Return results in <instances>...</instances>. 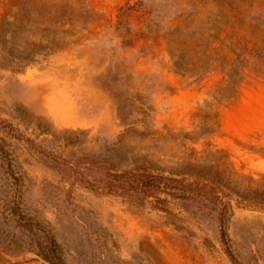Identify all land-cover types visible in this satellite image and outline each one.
<instances>
[{"label":"rangeland","instance_id":"obj_1","mask_svg":"<svg viewBox=\"0 0 264 264\" xmlns=\"http://www.w3.org/2000/svg\"><path fill=\"white\" fill-rule=\"evenodd\" d=\"M38 1L75 25L63 49L32 63L19 56L41 40L37 26L10 25L0 43V264H51L41 254L51 240L65 264H264V203L249 189L250 178L264 184V80L243 84L232 105L212 104L221 78L189 85L169 52L177 28L201 25L213 4ZM12 3L0 0V25L8 10L21 19ZM207 112L218 125L201 134ZM148 160L166 175L188 161L208 177L235 171L227 238L212 201L110 191L115 174Z\"/></svg>","mask_w":264,"mask_h":264},{"label":"trees","instance_id":"obj_2","mask_svg":"<svg viewBox=\"0 0 264 264\" xmlns=\"http://www.w3.org/2000/svg\"><path fill=\"white\" fill-rule=\"evenodd\" d=\"M12 1L11 5L18 10L15 17L20 13L22 16L20 20L15 18L12 22L8 19L10 10L6 12L0 25V43L4 42L7 27L10 25L18 31L28 32L37 26L43 32L41 40H34L33 48L19 56L21 62H35L40 55H49L63 49L70 42L69 36L72 33L65 26H74L75 21L66 19L65 12H59L58 9L53 12V7L38 0ZM209 2L214 8L209 11L201 25L177 28L169 38V52L174 71L189 85L200 84L210 77L219 76L221 80L214 85L211 93L212 104L227 106L238 101L243 84L250 79L264 80V0L207 1ZM55 14H58L59 20L54 19ZM153 111L154 108L148 105L141 112L148 117ZM202 116L204 124L201 134L215 131L218 121L208 122L212 120L213 114L207 112ZM126 131L130 134L133 131L132 126L128 125ZM153 134L150 130L144 132L146 138ZM176 139L183 143L185 139L193 137L188 133H180ZM190 151L183 161L198 152L195 148ZM183 161H176L177 166H182ZM145 162L144 169L125 170L115 174L116 183L110 191L128 196L142 194L146 197H157L158 200H161L160 193H170L192 202L212 201L219 205L222 236L227 238L225 219L230 209L231 195L225 193V189H232L229 182H233L237 175L235 171H227L225 167L222 172L218 170L222 176L208 177L206 173L196 169L199 163L188 161V169H169L170 174L166 175L165 167L150 160ZM220 165L217 163V167ZM250 180L258 183L254 188H249L255 201L264 203V184L253 178ZM245 188L248 189L247 186ZM42 252L43 257L51 264H65L54 240Z\"/></svg>","mask_w":264,"mask_h":264}]
</instances>
